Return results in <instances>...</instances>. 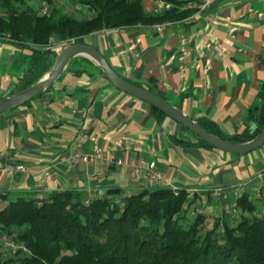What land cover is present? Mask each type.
<instances>
[{
    "label": "crops",
    "instance_id": "1",
    "mask_svg": "<svg viewBox=\"0 0 264 264\" xmlns=\"http://www.w3.org/2000/svg\"><path fill=\"white\" fill-rule=\"evenodd\" d=\"M144 3L148 11L169 6L163 0ZM165 23L162 29H104L79 41L93 44L121 76L191 117H206L228 135L254 130L258 124L249 111L263 104L264 0H215L206 10L194 8ZM32 57L30 49L0 41V99L16 90ZM174 135L197 141L174 119L159 122L147 102L116 88L94 60L79 55L42 94L0 114V207L67 188L88 195L119 187L129 195L165 186L197 193L198 212L238 219L234 187L244 184L243 194L260 200L264 211V145L239 155L181 145ZM98 149L114 159L70 160L78 150ZM140 160H155L163 182L136 174ZM217 187L224 188L221 196L207 193Z\"/></svg>",
    "mask_w": 264,
    "mask_h": 264
},
{
    "label": "trees",
    "instance_id": "2",
    "mask_svg": "<svg viewBox=\"0 0 264 264\" xmlns=\"http://www.w3.org/2000/svg\"><path fill=\"white\" fill-rule=\"evenodd\" d=\"M28 1L0 0V41L33 52L13 93L51 69L56 45L104 29L176 21L194 11L183 8L191 0H163L169 6L160 11H148L144 0H73L81 8L83 16L78 17L63 10L59 0H38L36 5ZM40 7L47 10L41 12ZM260 95L263 104L249 111L258 124L254 130L228 135L206 117L194 119L235 144L249 141L264 125V86ZM150 107L159 122L167 116ZM195 137L196 142L175 135L173 140L216 148ZM197 197L186 188L165 186L129 195L117 187L94 191L93 196L72 188L55 190L46 198L21 196L0 207V240L7 234L27 248L10 258L14 264H264V211L259 212L256 199L247 193L237 199L238 219L197 212L186 224Z\"/></svg>",
    "mask_w": 264,
    "mask_h": 264
},
{
    "label": "water",
    "instance_id": "3",
    "mask_svg": "<svg viewBox=\"0 0 264 264\" xmlns=\"http://www.w3.org/2000/svg\"><path fill=\"white\" fill-rule=\"evenodd\" d=\"M56 61L51 69L46 72L37 82L21 91L12 93L9 96L0 99V114L10 109L18 107L34 97L42 94L52 86L62 75L72 59L79 55L86 56L94 60L106 75L108 80L119 90L131 94L155 106L164 112L168 117L179 122L188 128L194 135L202 138L214 147L232 154H248L264 145V125L262 130L253 139L236 143L224 139L223 137L209 131L201 126L197 120L184 112L175 104L169 102L167 98L156 94L155 92L133 83L121 76L109 63L107 57L103 55L93 44L73 41L65 44L60 50L53 49Z\"/></svg>",
    "mask_w": 264,
    "mask_h": 264
},
{
    "label": "built area",
    "instance_id": "4",
    "mask_svg": "<svg viewBox=\"0 0 264 264\" xmlns=\"http://www.w3.org/2000/svg\"><path fill=\"white\" fill-rule=\"evenodd\" d=\"M215 0H191L187 4H185L183 7L184 8H195L198 10H206L212 6ZM47 8H44V11H46ZM165 22L155 24L157 28L162 29L165 26ZM10 36L8 35L7 38ZM67 44V43H65ZM65 44H61L60 46L54 47L56 50H60ZM93 158H111L114 159L113 155L107 154L103 150H96L95 153H87L83 151H76L74 154L71 155L70 160L72 163H79L81 161H85L88 163V161L92 160ZM119 163H121V160H119ZM155 160L151 161H145V160H140L136 165H135V172L136 174H140L143 172L145 176H147L149 179H151L155 184H160L164 180V174L161 170L157 168V164H155ZM20 169H25V166L21 165L19 166ZM259 178H261L264 182V172L259 173ZM240 194V196L243 195V192L245 190L244 184H239L234 187ZM223 189L222 187H217V188H210L209 191L207 192L213 197H219L223 194ZM102 191H100L101 193ZM91 196L94 195V191L91 190ZM239 196V197H240ZM237 205V204H236ZM234 206L233 211L237 212V206ZM3 242V247L4 249H8L10 251V254H15L19 249H24L27 250L26 247L17 244L13 238L7 234L3 235L1 238ZM5 253V251H4ZM1 259V258H0Z\"/></svg>",
    "mask_w": 264,
    "mask_h": 264
},
{
    "label": "rangeland",
    "instance_id": "5",
    "mask_svg": "<svg viewBox=\"0 0 264 264\" xmlns=\"http://www.w3.org/2000/svg\"><path fill=\"white\" fill-rule=\"evenodd\" d=\"M39 1L38 0H29L28 3L29 4H35L38 3ZM58 5L65 11H68L70 13H73V14H76V16L78 17H82L83 15H81V11L79 9V6L77 4H75V2L73 0H59L58 1ZM39 10L41 12H45L44 11V7H40ZM91 13L85 9L84 11V15L86 16H89ZM56 46H60V45H56ZM55 46V47H56ZM198 201H194L193 205L188 209V218L186 220H184V222L187 224L189 221H192L195 219V217H197V212L195 209L197 208L198 204L197 203ZM256 203L257 205L259 206V208H261L262 206V202L258 199H256ZM201 207V205L199 206ZM184 213V212H183ZM0 249H1V252H0V264H14L12 261H9L10 258L14 255L13 254H10V251L8 249H4L3 247V242L2 240H0ZM5 251V253H4Z\"/></svg>",
    "mask_w": 264,
    "mask_h": 264
}]
</instances>
